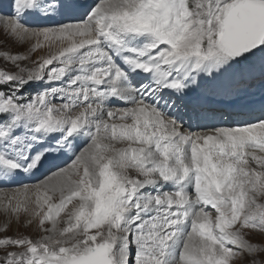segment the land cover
Wrapping results in <instances>:
<instances>
[{
	"label": "snow or ice",
	"instance_id": "1",
	"mask_svg": "<svg viewBox=\"0 0 264 264\" xmlns=\"http://www.w3.org/2000/svg\"><path fill=\"white\" fill-rule=\"evenodd\" d=\"M8 8L0 264H264V0Z\"/></svg>",
	"mask_w": 264,
	"mask_h": 264
},
{
	"label": "rangeland",
	"instance_id": "2",
	"mask_svg": "<svg viewBox=\"0 0 264 264\" xmlns=\"http://www.w3.org/2000/svg\"><path fill=\"white\" fill-rule=\"evenodd\" d=\"M8 3H9V0H0V11H10V9L8 8ZM2 46H5V45H4V42L2 40H0V47H2ZM6 47L12 48L13 51L22 50V49L15 48L11 44V42H8L7 45H6ZM42 54H44V53L43 52L37 53V55H42ZM29 179H26V180H29ZM25 182H27V181H25ZM35 182H37V181H33V182L30 181V182H27V183H35Z\"/></svg>",
	"mask_w": 264,
	"mask_h": 264
},
{
	"label": "bare ground",
	"instance_id": "3",
	"mask_svg": "<svg viewBox=\"0 0 264 264\" xmlns=\"http://www.w3.org/2000/svg\"><path fill=\"white\" fill-rule=\"evenodd\" d=\"M31 180H32V181H37L35 178H34V179H33V178H32V179H30V181H31Z\"/></svg>",
	"mask_w": 264,
	"mask_h": 264
}]
</instances>
